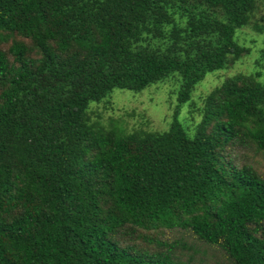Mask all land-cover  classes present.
Instances as JSON below:
<instances>
[{
  "label": "trees",
  "instance_id": "16d2710c",
  "mask_svg": "<svg viewBox=\"0 0 264 264\" xmlns=\"http://www.w3.org/2000/svg\"><path fill=\"white\" fill-rule=\"evenodd\" d=\"M262 2L0 0V264H264V72L211 90L192 136L89 116L172 75L189 101Z\"/></svg>",
  "mask_w": 264,
  "mask_h": 264
},
{
  "label": "rangeland",
  "instance_id": "374dc122",
  "mask_svg": "<svg viewBox=\"0 0 264 264\" xmlns=\"http://www.w3.org/2000/svg\"><path fill=\"white\" fill-rule=\"evenodd\" d=\"M255 23L262 26V30L253 26ZM235 38L249 47L250 52L227 68L208 73L197 84L189 101L178 104L180 81L176 75H172L140 92L114 89L107 98L90 104L91 122L106 130L117 127L131 133L165 131L177 119L187 134L192 136L201 120L203 100L211 90L237 74L264 72L260 68L264 64L261 55L264 49V2L259 3L250 25L236 30ZM253 159V165L264 176V153L258 152Z\"/></svg>",
  "mask_w": 264,
  "mask_h": 264
}]
</instances>
